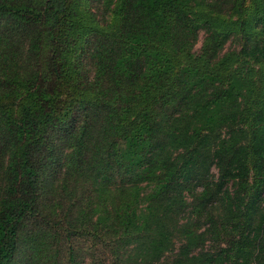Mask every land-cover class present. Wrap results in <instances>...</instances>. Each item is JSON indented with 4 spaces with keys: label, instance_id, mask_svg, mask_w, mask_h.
Listing matches in <instances>:
<instances>
[{
    "label": "trees",
    "instance_id": "1",
    "mask_svg": "<svg viewBox=\"0 0 264 264\" xmlns=\"http://www.w3.org/2000/svg\"><path fill=\"white\" fill-rule=\"evenodd\" d=\"M95 1L0 0V264H264V0Z\"/></svg>",
    "mask_w": 264,
    "mask_h": 264
},
{
    "label": "rangeland",
    "instance_id": "2",
    "mask_svg": "<svg viewBox=\"0 0 264 264\" xmlns=\"http://www.w3.org/2000/svg\"><path fill=\"white\" fill-rule=\"evenodd\" d=\"M103 0H97L95 2H89L88 6L92 7L94 9V11L97 13L100 22L102 23V21H104L106 18L108 19V14L107 11L105 10L104 6H103ZM214 4H210L208 6V10L213 11V14L216 15V7L213 6ZM251 3H248L246 5V8L248 9L250 7ZM82 9L85 10L86 7L85 5L82 6ZM253 11L248 12V14H246L244 16V18H248L249 15L252 13ZM85 14L83 13L82 15H78L75 19H80V18H84ZM223 16H226V19L228 22H232V21H237L238 18L236 15L233 14L232 10H228L225 11ZM240 31H238L237 34H232L230 36V38H228V40L225 42L222 51L219 55L223 56L225 55V53L227 52H231V51H239L241 49V39L240 38ZM210 37V33L207 32L206 30H201L198 36V40L196 42V45L194 47V51L197 53H200L201 49L203 48V46L207 43V41L209 40ZM28 42L24 43V44H19V46L21 47V52H23L24 48L27 46ZM17 45V44H16ZM15 45V46H16ZM15 49L17 50V47H15ZM80 52V49L78 50V53ZM78 53L73 50V53L70 56V60L74 61L75 56L78 55ZM81 59L83 60L82 62L84 63V67H86L87 72V76L88 77H92L94 76V66L91 63V61L89 60V58H87V56H83L81 57ZM22 78H18L16 80V85L18 86V84H20L22 82V84L24 83V81L20 80ZM20 81V82H19ZM17 112V111H16ZM17 120H19V116L17 115ZM62 149L60 150L62 151H68V148H66L64 145L60 146ZM2 167V164H0ZM62 177V174H58V178L56 179V182L54 183L55 187L57 186V188L59 189V197H58V201H60L63 196L62 194L64 193L60 178ZM0 179H1V174H0ZM61 184V185H60ZM95 219V217H94ZM64 227V226H63ZM65 228V227H64ZM62 232V234L64 235L66 233L65 230H59ZM80 241H78L77 243V247L79 248V250L83 253L84 256V263L85 264H113V255L112 252L110 251H106V253L102 250L105 249V246H100V244H98L96 242V240L94 239L93 235H88L86 233H82L81 235H79ZM99 247L100 250H99Z\"/></svg>",
    "mask_w": 264,
    "mask_h": 264
}]
</instances>
